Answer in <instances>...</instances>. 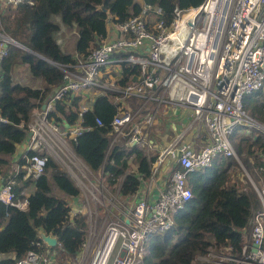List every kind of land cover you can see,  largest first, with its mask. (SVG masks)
I'll list each match as a JSON object with an SVG mask.
<instances>
[{"label": "built area", "instance_id": "obj_1", "mask_svg": "<svg viewBox=\"0 0 264 264\" xmlns=\"http://www.w3.org/2000/svg\"><path fill=\"white\" fill-rule=\"evenodd\" d=\"M26 2L33 3L0 0V73L10 46L20 43L4 31L3 10ZM150 11L162 13L159 7L143 4L140 13L122 21H113L108 15L106 26L111 34H106L98 46L70 62L51 61L62 72V80L32 109L26 137L19 144L20 154L12 161L14 167L0 173V201L24 210L30 185L44 172L51 157L79 190L69 201L70 218L85 215L84 206L90 199L102 202L90 192L94 182L87 173L108 178L111 173L103 168L92 170L75 153L71 140L90 128L81 124L82 113L92 108L97 95L105 94L116 104L109 145L129 127L125 147L153 145L157 153L150 175L140 179L137 196L128 199L127 209L110 220L100 236L92 231L85 235L81 259L89 256V264H108L114 250L111 264H143L147 241L170 229L175 212L192 196L187 172L210 165L216 157H237L231 135L238 127L264 133V123L244 106V97L264 86V0H203L188 8L176 5L169 23L162 18L151 22ZM133 66L138 68L137 77L131 73L121 83L124 70ZM69 96L78 97L77 111L73 105L77 117L70 123L63 115L60 119L53 115L57 100L72 102ZM123 98L155 105L137 119V109L125 104ZM162 105L172 107L178 119L172 126L165 125V132L160 134L163 144H154L149 130ZM65 108L69 109L68 105ZM94 119L97 125L102 124L99 117ZM0 120H4L1 115ZM203 131L204 143L196 148L195 140ZM162 167L170 173L162 186L157 185L158 194L149 200L140 188L146 181L154 184ZM129 173L125 169L117 176L122 178L119 192ZM25 181L29 184L17 190L19 182ZM251 182L260 205L252 209L240 251L235 253L229 246L211 250V246L191 264H264V186L259 188ZM33 243L36 248L28 249L12 264H56L52 246L40 236ZM4 257L15 258L12 252H0V259Z\"/></svg>", "mask_w": 264, "mask_h": 264}, {"label": "trees", "instance_id": "obj_2", "mask_svg": "<svg viewBox=\"0 0 264 264\" xmlns=\"http://www.w3.org/2000/svg\"><path fill=\"white\" fill-rule=\"evenodd\" d=\"M32 1V4L7 6L2 14L3 29L14 39L56 62H70L75 56L83 57L98 46L107 34L108 15L118 22L142 11V4L136 0ZM202 1L143 0V3L159 7L162 11L159 15L150 11L151 22L162 18L169 23L176 5L188 8ZM54 16L59 20L53 19ZM61 26L64 27L62 30ZM67 30L77 34L75 54L66 52L57 41L58 32ZM19 64H25L32 75L40 77L45 84L43 88L14 81L12 72ZM131 73L136 78L138 68H126L121 83ZM61 80L62 72L54 64L10 46L0 73V115L4 118L0 120V168L10 164L11 156L26 137V122L32 109ZM260 89L244 97V106L264 121V101L258 102L253 96ZM72 98V102L57 100L53 112L57 119L60 115L69 123L76 119L74 106L77 111L78 97ZM65 105L69 109L66 110ZM116 112V104L107 95H97L92 108L82 113L81 124L90 128L71 140V146L92 170L103 168L110 172L111 181L124 173L128 156L133 154L136 171L126 175L120 189L123 195L133 194L140 179L150 175L155 156L147 158L141 149L135 146L127 148L125 143L109 145L110 122ZM95 117L102 120L101 125L95 123ZM243 131V127H238L231 140L235 152L245 154L243 160L251 175L258 179L260 174L264 175V133L250 130L245 134ZM232 164H237L232 156L216 157L210 165L187 172L192 196L175 212L171 228L147 241L143 264H191L198 254L208 251L211 246H229L235 253L240 251L252 209L260 202L256 194L242 190L237 182L230 180L228 169ZM28 184L27 181L21 182L17 190ZM32 184L35 189L28 194L26 209L0 201V252H12L15 256L0 259V264H12L28 249L36 248L33 242L39 239L40 229L57 236L59 245L50 248L64 257L74 258L82 248L87 226L84 215L78 213L70 218V205L60 194L73 197L79 193L69 174L49 157L44 172Z\"/></svg>", "mask_w": 264, "mask_h": 264}, {"label": "rangeland", "instance_id": "obj_3", "mask_svg": "<svg viewBox=\"0 0 264 264\" xmlns=\"http://www.w3.org/2000/svg\"><path fill=\"white\" fill-rule=\"evenodd\" d=\"M6 8H4L5 10ZM3 10V13H4ZM58 18V19H57ZM53 19L59 20L58 16H54ZM64 33V31H59L57 34V38L61 36ZM66 33V34H65ZM64 33V36H67L66 43L62 44L63 48L68 51L70 54H75V43H76V37L77 34L71 33V31L67 30ZM16 46V45H15ZM23 50V49H21ZM49 60V59H48ZM51 61V60H50ZM13 80L20 82L22 84H26L32 87H43L45 84L41 81L40 77H35L29 72V69L25 64H19L16 65L12 72ZM255 96L259 101H264V86L260 89L259 93H256ZM114 100V98H111ZM123 101L125 104H127L132 109H137V112L135 114V117L137 119L141 118L142 114L145 110L155 105L154 102L152 103H146L144 105H140V100L137 98H123ZM172 107H168L165 105H162L158 108L157 114H156V122L151 126V129L149 130V137L153 139L154 144H160L164 141L163 138L160 137V134H163L165 132L164 127V118L168 113L172 110ZM249 111L250 109L247 108ZM177 116V115H176ZM260 122L264 123V121L257 115H254ZM178 117V116H177ZM251 129L243 131L245 134L250 132ZM129 131V127L124 128L123 133L119 134V136L112 142L115 143H125L128 139L127 132ZM243 134V133H240ZM201 135H204V131L201 133ZM114 145V144H113ZM112 145V146H113ZM20 145H18L17 149H19ZM138 148V147H137ZM71 149V147H70ZM143 151V153L149 155V156H155L157 153L156 148L152 145L147 147L145 144L142 147H139ZM258 152L260 149L257 150ZM110 152V149L107 151L106 156L108 157ZM237 157L235 160L237 161V164H232L230 168L228 169V175L231 181L237 182L238 186L244 191L253 192L257 195V192L255 190V187L252 185L251 179L257 184L259 188H262L264 186V175L260 174L259 178H254L251 173L250 169L247 167L245 161L243 158L245 157V154H238L236 153ZM14 167V163L12 161L8 166H4L0 168V173H8L10 170ZM137 167L136 161L133 159V157H128L127 166H126V172H135ZM169 171H166L165 178L169 175ZM87 176L94 182L93 186H90V192L92 191L95 195L99 196V198L102 200V202L95 203L93 200H89L88 205L85 204V211H84V218L85 222L87 223L86 226V237L89 231L95 232L98 236H100L107 226V223L115 219L116 216L121 215V213L127 209L128 205L130 204L131 200H128L125 195L121 194L119 192V184L122 180V178L116 177L114 181H111L107 176H101L99 173L92 172L87 173ZM19 184H21L19 182ZM35 189L34 185H30V191H33ZM90 196L91 194L88 193ZM80 199H83V196H80ZM109 199V200H108ZM259 199V198H258ZM68 204H70L69 201H67ZM84 199L82 203H84ZM71 205V204H70ZM260 205V204H259ZM72 206V205H71ZM89 212H92V216H89ZM73 216V214H72ZM119 243V242H118ZM217 247L212 246L211 250L216 249ZM76 257L69 258L64 257L59 252L55 251V261L56 264H89V256L84 257L81 259V253L83 250H80ZM116 250H114L108 264H111V261L114 257Z\"/></svg>", "mask_w": 264, "mask_h": 264}, {"label": "crops", "instance_id": "obj_4", "mask_svg": "<svg viewBox=\"0 0 264 264\" xmlns=\"http://www.w3.org/2000/svg\"><path fill=\"white\" fill-rule=\"evenodd\" d=\"M136 1H138L139 3H141V4H144L143 3V0H136ZM58 19V18H57ZM56 19V20H57ZM58 21V20H57ZM64 27L63 26H61V30L63 29ZM66 34V33H65ZM109 34H111L110 33V30H108L107 31V36L109 35ZM77 38V37H76ZM57 41L60 43V46H61V48H63V46H62V44L64 43H66V41H67V36L65 35V36H59L58 38H57ZM64 49V48H63ZM65 50V49H64ZM66 51V50H65ZM66 52H68V51H66ZM38 88V87H37ZM178 116V115H177ZM176 116V114H174V111H173V109L168 113V115H166L165 116V118H164V122H163V124H164V127H165V125H167V124H170L171 126H172V122H175L176 121V119H178V117ZM205 138H206V135H205V133H204V135H201L200 136V138L199 139H196L195 140V147L196 148H199L200 146H202L203 145V143H204V140H205ZM164 142V141H163ZM163 144V143H162ZM19 154H20V151H19V149H16V152L11 156V161H13L14 159H16L17 158V156H19ZM165 175H166V172H165V170H164V167H162L161 169H160V171H159V173H158V179H156V181L154 182V184H152V182L149 184V181H146L145 183H144V185L142 186V188H140V191L141 192H143L144 193V195L146 196V198H148L149 200H151V199H153L154 197H155V195L156 194H158V188H157V185L158 186H162V184H163V182H164V179H165ZM145 186V190H144V187ZM139 191V190H138ZM138 191L136 192V194H134V195H129L127 198L128 199H133V197L134 196H137V193H138ZM146 192V193H145ZM62 196L61 197H63V198H65L67 201H72V199H73V197L72 196H68V195H65V194H63V193H60Z\"/></svg>", "mask_w": 264, "mask_h": 264}, {"label": "water", "instance_id": "obj_5", "mask_svg": "<svg viewBox=\"0 0 264 264\" xmlns=\"http://www.w3.org/2000/svg\"><path fill=\"white\" fill-rule=\"evenodd\" d=\"M18 47L27 51V52H30V53L38 56L39 58H42V59L50 62V60H48L47 58H45L44 56H42L38 52L32 50L31 48L27 47L26 45H24L22 43H19ZM38 233H39L40 238L46 243V245L53 247L58 243V238L56 235H53L51 233H47L44 230H39Z\"/></svg>", "mask_w": 264, "mask_h": 264}, {"label": "clouds", "instance_id": "obj_6", "mask_svg": "<svg viewBox=\"0 0 264 264\" xmlns=\"http://www.w3.org/2000/svg\"><path fill=\"white\" fill-rule=\"evenodd\" d=\"M142 7H143V4H142ZM21 43V42H20ZM23 44V43H22ZM18 47V46H17ZM50 63H51V61H50ZM39 88H43V87H39Z\"/></svg>", "mask_w": 264, "mask_h": 264}]
</instances>
